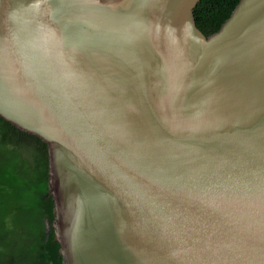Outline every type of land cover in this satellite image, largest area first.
I'll use <instances>...</instances> for the list:
<instances>
[{
  "label": "water",
  "instance_id": "obj_1",
  "mask_svg": "<svg viewBox=\"0 0 264 264\" xmlns=\"http://www.w3.org/2000/svg\"><path fill=\"white\" fill-rule=\"evenodd\" d=\"M0 0V116L48 145L63 264H264V0Z\"/></svg>",
  "mask_w": 264,
  "mask_h": 264
},
{
  "label": "trees",
  "instance_id": "obj_2",
  "mask_svg": "<svg viewBox=\"0 0 264 264\" xmlns=\"http://www.w3.org/2000/svg\"><path fill=\"white\" fill-rule=\"evenodd\" d=\"M240 0H200L194 15L207 36ZM48 145L0 116V264H63L49 191Z\"/></svg>",
  "mask_w": 264,
  "mask_h": 264
}]
</instances>
